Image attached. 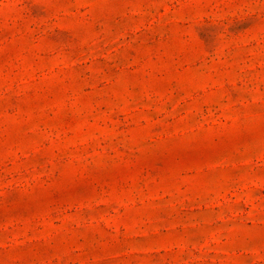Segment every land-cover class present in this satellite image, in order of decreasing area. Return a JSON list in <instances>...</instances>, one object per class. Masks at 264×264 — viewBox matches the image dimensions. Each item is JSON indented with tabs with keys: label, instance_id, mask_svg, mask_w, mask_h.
<instances>
[{
	"label": "rangeland",
	"instance_id": "374dc122",
	"mask_svg": "<svg viewBox=\"0 0 264 264\" xmlns=\"http://www.w3.org/2000/svg\"><path fill=\"white\" fill-rule=\"evenodd\" d=\"M0 264H264V0H0Z\"/></svg>",
	"mask_w": 264,
	"mask_h": 264
}]
</instances>
